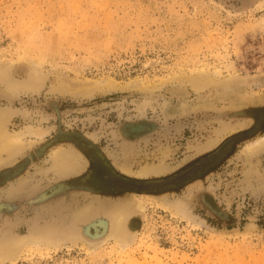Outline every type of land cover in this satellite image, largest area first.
Here are the masks:
<instances>
[{
    "label": "rangeland",
    "instance_id": "1",
    "mask_svg": "<svg viewBox=\"0 0 264 264\" xmlns=\"http://www.w3.org/2000/svg\"><path fill=\"white\" fill-rule=\"evenodd\" d=\"M9 83L23 85L19 94ZM260 104L264 0H0V114H10L12 132H45H27L21 147L1 152L0 171L47 140L61 142L0 185V202L20 201L0 210V264H264V147L246 149L264 136V124L256 122L248 137L233 135L254 123L234 112ZM137 122L146 128L123 134V126ZM81 136L127 175L120 163L135 171L167 166L160 174L132 175L143 179L179 169L201 149L211 151L205 147L217 138L215 146L241 137L219 167L164 195L71 189L68 201L62 195L27 208L23 199L72 175L84 174L73 187L88 185L93 151L101 152ZM78 139L91 164L86 159L73 174H49L53 151L62 150L55 148L81 150ZM102 168L93 166V184L100 188L103 181L95 177ZM137 202L145 207L136 209ZM127 207L133 210L129 245L108 237L91 250L78 239L86 236L84 221L113 222V211ZM44 227L56 235L48 237ZM44 236L64 241L37 247Z\"/></svg>",
    "mask_w": 264,
    "mask_h": 264
},
{
    "label": "bare ground",
    "instance_id": "2",
    "mask_svg": "<svg viewBox=\"0 0 264 264\" xmlns=\"http://www.w3.org/2000/svg\"><path fill=\"white\" fill-rule=\"evenodd\" d=\"M7 70V69H6ZM204 77V76H203ZM28 86V88L29 89H31V88H34L35 87V85L34 84H30V85H27ZM26 86V87H27ZM30 86V87H29ZM8 87L12 90V93L14 92V93H16V94H19L18 92H20V88H22L23 87V85H20V84H16V83H9L8 84ZM252 96V95H251ZM9 115L10 114H8L7 112H4V113H1L0 114V153L1 152H5V151H7V152H10L11 153V151L13 150V149H15V148H18V147H21L22 145H23V143L25 142V139H26V136H27V132H29V133H31V134H33V135H36L37 137L38 136H43L44 135V131H41V130H28V131H24V130H22V131H20V132H12V131H10L9 130V123H10V121H11V117H9ZM242 122V121H241ZM147 124V123H146ZM30 126V125H29ZM245 125L244 124H242L241 123V125H235V126H232V127H230L227 131H226V133L228 134V133H230V132H233V131H235V130H237V129H239V128H242V127H244ZM41 127V126H40ZM36 128H37V126H36ZM146 128V126L145 125H143V124H139V122H137V123H130V124H128L127 126H123L122 127V132H123V134L124 135H126V136H128V137H130L131 136V131H137L138 133L141 131V130H143V129H145ZM28 129H29V127H28ZM43 129V128H42ZM220 133V132H219ZM225 133V134H226ZM225 134H224V136H225ZM135 136V135H134ZM215 138H217V137H215ZM225 138V137H224ZM219 139L220 138H217V139H215L214 141H212L211 143H208V145H206V147H205V149H207V148H214L213 146H215L216 144H217V142L219 141ZM220 141H221V139H220ZM220 143V142H219ZM205 144H207V143H205ZM205 144H204V146H205ZM216 147V146H215ZM264 147V136H262V137H260V138H258L257 140H255V141H253V142H251V143H249L248 144V148H246V149H248L249 150V152H255V151H257L258 149H262ZM24 148V147H23ZM211 148V149H212ZM202 150H204V149H201L199 152H200V154L202 153L201 151ZM247 150V151H248ZM18 151V150H17ZM207 151H209V150H207ZM13 152V151H12ZM15 152V151H14ZM16 153V152H15ZM203 153H205V152H203ZM202 153V154H203ZM199 154V155H200ZM52 158H53V160H54V164H55V166H54V169L58 172V173H63V172H69V171H72V172H76L78 169H79V167H80V164L82 163V158H81V155L80 154H78V153H76V151H74V152H71V151H68V150H66V152H64V151H60V150H57V151H53V153H52ZM113 161H115V159H113ZM112 161V162H113ZM125 162V161H124ZM128 163V162H127ZM126 162H125V164L123 165V164H121L120 163V165H121V167H122V169L126 172V173H128V174H131V176L132 175H136V176H141V177H145V176H150V175H154V174H160V173H162L165 169H166V165H162V164H165V163H159L158 165H160V166H155V165H157V164H151V165H149V167H146V165H145V168H143V166L141 167V169L140 170H138V171H135V170H133V169H131L130 168V166H128V164H127ZM114 164V163H113ZM116 165V164H115ZM119 165V164H118ZM117 165V166H118ZM169 166H170V164H168ZM172 167H173V165H171ZM171 166H170V168H171ZM177 167H178V165H177ZM85 169V168H84ZM172 169V168H171ZM175 169H176V167H175ZM174 169V170H175ZM253 170V169H252ZM122 171V170H121ZM166 171H167V169H166ZM11 173L10 172H7V175H10ZM130 176V175H129ZM148 178H150V177H148ZM18 188H19V186H18ZM22 188V187H21ZM20 188V189H21ZM162 194V193H161ZM164 195V194H163ZM174 202H172V203H169L170 204V206L169 207H172V206H174V204H173ZM179 203V202H178ZM171 204H173V205H171ZM176 206H177V204H175ZM86 206V205H85ZM84 206V208H86ZM89 206H91V205H87V207H89ZM104 206H106V205H104ZM176 206H174V208L176 207ZM182 206V205H181ZM137 207H138V210H142L144 207H145V205L143 204V202H137V205L135 204V208L137 209ZM134 208V209H135ZM173 208V207H172ZM83 209V208H82ZM114 209V208H113ZM113 209H111L112 211H113ZM176 210H177V208H175ZM175 210V211H176ZM87 210H84L83 209V212L80 210V212H79V215H81V214H84L85 212H86ZM189 211V210H188ZM82 212V213H81ZM81 213V214H80ZM87 213V212H86ZM131 213H133V210H132V208H130V207H127V208H122V209H119V210H115V211H113V219H114V221L112 222V220H110V221H108L107 219H105V218H102V219H95L94 221H91V222H88V224H85L84 225V223H87V221L85 222L84 220V223H81V225L83 224V226H82V229H84V233H85V235L86 236H83V237H81V238H78V239H81L82 241H83V243H85L88 247H89V249H91V250H95L97 247H98V245L100 244V242L101 241H103L104 239H106V238H108V237H112V238H114L115 239V241H117L118 243L120 242L123 246H127V245H129V243H130V241H131V238H133L132 236H130V237H128V236H126L127 235V231L126 230H128V231H133V228L131 227V224H130V222L129 223H127V218L129 217V215L131 214ZM175 213V212H174ZM177 213H181V214H183V215H185L183 212H181V210L179 211V212H177ZM108 214V213H107ZM111 214H112V212H111ZM78 215V214H77ZM76 215V216H77ZM77 216V217H80V216ZM104 215H106V213L104 214ZM82 216V215H81ZM110 216V215H109ZM87 219V218H86ZM77 220H80V219H75V221L74 222H76ZM81 222H82V220H80ZM73 222V223H74ZM78 222V221H77ZM72 223V226H76V225H74ZM77 224H79V223H77ZM133 225V224H132ZM52 226V225H51ZM79 226V225H78ZM78 226H76L77 228H78ZM126 226V228H124ZM136 226V225H135ZM39 226H36V228H38ZM81 227V226H80ZM79 227V228H80ZM35 228V227H34ZM35 228V229H36ZM46 228H48V227H46ZM52 228V227H51ZM45 229V227H44V230H46L45 232L48 234L47 236L49 237L51 234H53V233H55V231L53 232V230L52 229ZM64 230V229H63ZM67 229H65V231H66ZM40 231H42V230H40ZM57 231V230H56ZM60 231V230H59ZM136 229H134V233H136ZM29 232H30V230H29ZM33 232H34V229H33ZM53 232V233H52ZM64 232V231H63ZM43 233V232H42ZM60 233V232H59ZM58 233V234H59ZM62 233V232H61ZM65 233H67V232H65ZM29 234V233H28ZM72 234H73V232H72ZM2 235H4V234H2ZM54 235V234H53ZM55 235H56V233H55ZM54 235V236H55ZM64 235H66V234H64ZM36 236H37V234H36ZM63 236V235H62ZM1 237V236H0ZM71 237V236H70ZM2 238V237H1ZM58 238H60V237H58ZM72 238V237H71ZM12 240V239H11ZM58 241H60V242H58ZM57 241V243H60V244H54V243H51L52 242V238H45V236L43 237V239H41V240H37V241H35V245L37 246V247H42V245H45L46 247H49L50 248V246H52V247H57V245H61L62 243H63V241L64 240H58ZM74 241H78V240H74ZM30 243H34V242H30ZM8 247V246H7ZM7 249H9L10 250V248H7ZM9 250H7V251H9ZM6 251V249H5V252H7ZM3 252V251H2ZM132 264H136L134 261H133V263ZM137 264H146V263H143V262H141V263H138L137 262Z\"/></svg>",
    "mask_w": 264,
    "mask_h": 264
},
{
    "label": "water",
    "instance_id": "3",
    "mask_svg": "<svg viewBox=\"0 0 264 264\" xmlns=\"http://www.w3.org/2000/svg\"><path fill=\"white\" fill-rule=\"evenodd\" d=\"M263 114H264V105H261V104L257 105V106L250 105V107H248V108H243V109H239V110L235 111L234 112V116L238 117L239 119H250L251 118V119H253L254 123L251 126L247 127L246 129H244V130H242V131H240L238 133H234L233 135L240 134V133L246 134L256 124V122H258L261 119ZM239 121H241V120H239ZM76 134H79V133H76ZM81 138H83V140L88 141L95 148H97L105 156L106 160L108 161V164H110L113 167L114 171L117 172L120 176H123L124 178H127V179H135V180L141 181V182H146V181H150V180H161V179L171 178V177L179 174L180 172H182L183 170H185L189 166H191L193 163L201 160L202 158H204V157H206L207 155L210 154V151L206 152L204 154H201L198 157H196L195 159H193L192 161H190L189 163L183 165L179 169H177V170H175V171H173V172H171L169 174H166V175H163V176H157V177L143 179V178L131 177L129 175H125V174L119 172L115 168L112 160L107 156L106 153H104V151L100 147H98L96 145L95 142H93L92 140L88 139L85 136H81ZM58 143H61V142H59V141L58 142H52L51 140H47L44 143H42L36 149V151L34 153L28 154L24 159H22L21 161H19L15 165L2 169L0 171V179L2 180L0 185L20 177L26 171L28 166L35 161L36 156L43 157L45 155V152L48 149L58 145ZM81 152L83 153L84 151L81 150ZM83 155H85L88 158V156L85 154V152L83 153ZM89 162H90V160H89ZM90 164H91V162H90ZM7 172H10L11 174L7 175ZM83 176H84V174H82V175H72V176L69 177V179L57 181V182L53 183L52 185H50L49 187L41 190L40 192H38L37 196L25 198L23 200L27 203V206H28L27 208L33 209V207H35V206L36 207H38V206L41 207V205H45V204L50 203L52 201H56V200L58 201L59 199H61L62 195H65L66 199H67L66 201H68V199H70L69 198V196H70L69 193H70L71 189H89V190L95 192L96 194L104 195V196L105 195L106 196H112V197L124 195V192H117V191L116 192L115 191L104 192V191H100V190H97V189L93 188L90 185H78V186L74 185L75 187H73L72 184H74L76 181H79L80 179H82ZM200 177H203V176H198L195 179H200ZM195 179L191 180V182L192 181L195 182L196 181ZM191 182H189V183H191ZM134 191L136 193H146V194H151V195H159L156 192L155 189H152V190L136 189ZM18 205L20 206V201L19 200L17 201L16 204L14 202H12V201H11V203L0 202V210L4 211L8 207H11V209H13V208L15 209L16 207H18Z\"/></svg>",
    "mask_w": 264,
    "mask_h": 264
},
{
    "label": "flooded vegetation",
    "instance_id": "4",
    "mask_svg": "<svg viewBox=\"0 0 264 264\" xmlns=\"http://www.w3.org/2000/svg\"><path fill=\"white\" fill-rule=\"evenodd\" d=\"M264 124V117H262L259 122L257 123L256 127H259ZM251 131H248L245 135V137L250 136ZM242 135V136H243ZM241 136H234L230 139L226 138L224 139L220 144H218L215 148H213L210 151V154L206 157L202 158L201 160L193 163L191 166L180 172L179 174L168 178V179H162V181H159L157 183H141L138 181H132L127 180L125 178H122L118 174H114L112 172V168L108 164V162L105 163L103 157L97 152L93 151L95 153V156L93 155V158L95 157L94 164L91 166V172H90V178L86 179L88 185L93 186L94 188H97L93 183V166L101 163L103 164V172L102 176L101 174L95 177L98 179H101L104 184L103 187L98 188L99 190H106V189H113V190H135V189H157V191H164L162 193H165L167 191H170L172 189H178L181 186L186 185L190 180H193L197 178L198 176H204L210 171L216 169L221 165L223 161H225L230 155H232L233 151L236 149V144L238 141H240ZM79 140V139H78ZM79 143L83 148H85V143H83L82 139L79 140ZM228 145L231 146L230 149H227ZM209 152V151H208ZM96 167V166H95Z\"/></svg>",
    "mask_w": 264,
    "mask_h": 264
},
{
    "label": "crops",
    "instance_id": "5",
    "mask_svg": "<svg viewBox=\"0 0 264 264\" xmlns=\"http://www.w3.org/2000/svg\"><path fill=\"white\" fill-rule=\"evenodd\" d=\"M58 148H60V149H62L64 152H66V150H68V149H70L69 147H67V146H58V147H56L55 149H58ZM54 150V149H53ZM52 150V151H53ZM81 150L82 151H84L85 152V154L87 155V151H86V149L85 148H83L82 146H81ZM81 150H79V149H77L76 150V153H78V154H80L81 155V158H82V164L85 162V160L87 159L88 161H89V159L85 156V155H83V153L81 152ZM51 154V153H50ZM100 154V153H99ZM102 157H103V159H104V155L101 153L100 154ZM50 157H51V155H49ZM104 161H105V163L107 162L105 159H104ZM107 164V163H106ZM51 165H52V163H51ZM51 165H50V167H49V170L50 171H48V173L50 174V173H52V174H56L57 176H58V174L60 175V173H57L55 170H53V169H51ZM110 165V164H109ZM115 166V165H114ZM110 167L112 168V172L114 173V174H118L117 172H115L114 171V169H113V167L110 165ZM115 168L119 171V172H121L120 171V169L117 167V166H115ZM74 172H71V173H67V175H70V174H73ZM121 173H123V172H121ZM123 174H125V173H123ZM169 174V173H168ZM119 175V174H118ZM125 175H127V174H125ZM120 176V175H119ZM161 176H163V175H161ZM122 178H124L123 176H121ZM132 177V176H131ZM152 177H157V176H152ZM152 177H150V178H152ZM87 179H89V177L87 178ZM125 179H127V178H125ZM127 180H134V181H137V180H135V179H127ZM159 181H162V179L161 180H150V181H146V182H141V181H138V182H141V183H157V182H159ZM103 186H104V184H103ZM98 188H100V186H98L96 189H98ZM99 190V189H98ZM136 190V189H135ZM141 190H152V189H141ZM156 190V192L158 193V194H161L162 192H164V191H157V189H155ZM100 191H104V192H107V191H117V192H124V193H126V192H132V193H136L134 190H113V189H106V190H100ZM165 193H167V192H165ZM165 193H162V194H165ZM139 194H146V193H139Z\"/></svg>",
    "mask_w": 264,
    "mask_h": 264
}]
</instances>
